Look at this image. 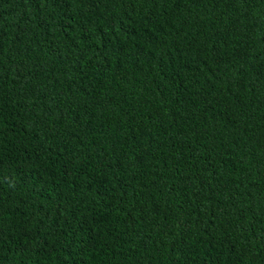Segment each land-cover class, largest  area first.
I'll use <instances>...</instances> for the list:
<instances>
[{
	"label": "trees",
	"instance_id": "obj_1",
	"mask_svg": "<svg viewBox=\"0 0 264 264\" xmlns=\"http://www.w3.org/2000/svg\"><path fill=\"white\" fill-rule=\"evenodd\" d=\"M0 264H264V0H0Z\"/></svg>",
	"mask_w": 264,
	"mask_h": 264
}]
</instances>
